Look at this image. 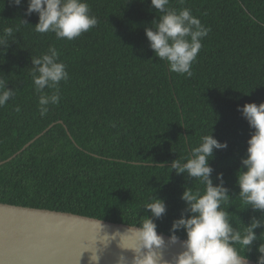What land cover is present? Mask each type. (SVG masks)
Listing matches in <instances>:
<instances>
[{
  "label": "trees",
  "instance_id": "1",
  "mask_svg": "<svg viewBox=\"0 0 264 264\" xmlns=\"http://www.w3.org/2000/svg\"><path fill=\"white\" fill-rule=\"evenodd\" d=\"M87 3L98 24L67 40L37 32L38 14H25L27 0H0V34L13 29L0 78L15 91L0 106V203L140 227L151 215L143 206L155 196L166 203L157 232L170 236L172 222L187 215L184 188L204 187L171 163L212 130L228 145L214 151L210 165L214 184L223 173L233 226L243 230L253 216L261 219L246 208L236 181L254 131L237 108L264 102V0H170L210 29L190 78L170 72L150 48L145 28L160 16L151 0ZM50 46L69 78L59 84V103L41 115L32 59ZM255 231L245 254L236 247L257 263L264 227ZM176 235L187 239L183 230Z\"/></svg>",
  "mask_w": 264,
  "mask_h": 264
},
{
  "label": "clouds",
  "instance_id": "2",
  "mask_svg": "<svg viewBox=\"0 0 264 264\" xmlns=\"http://www.w3.org/2000/svg\"><path fill=\"white\" fill-rule=\"evenodd\" d=\"M12 2L19 6L23 0ZM151 6L160 16L145 28L150 48L159 59L167 62L170 72L186 74L190 78L193 75V62L202 48V39L210 29L189 8L176 10L170 7V0H151ZM33 13L38 14L35 30L39 33L52 32L57 39L73 40L98 24L87 0H27L25 14L31 16ZM12 36L11 27L5 28L0 34V54L6 50L8 38ZM32 64L34 68L31 75L35 92L39 95L40 112L45 115L49 105L59 103V84L67 81L69 74L54 46H50L45 54L32 59ZM45 88L53 91L51 94L45 93ZM14 95L15 91L8 89L5 80L0 78V106L5 105ZM237 110L254 130L247 140V155L241 158V169L237 173L239 197L247 205L246 208L264 214V102L245 103L242 107L238 106ZM16 111H20L19 107ZM227 147V142L218 141L211 130L210 134L200 137L197 146L187 156L171 163L170 168L177 175L186 173L204 186L203 191L185 187L181 195L187 205V215L182 213L172 222L169 240L175 244L178 241L176 232L179 230L186 233L187 239L183 241L184 250L177 254L172 264H247L244 254L258 239L255 230L264 227V215L261 219L253 216L243 230L233 226L231 213L226 210L231 198L229 189L225 187L223 173L216 174L215 180L218 183L214 184V169L210 165L214 151H222ZM143 207L151 215L144 216L140 227L133 229L139 241L138 247L133 248L138 253L133 262L169 264L168 261H162L156 251L165 246L164 238L157 232L155 220L166 213V203L152 196ZM237 245L244 250L243 255ZM141 248L148 251L140 254ZM257 252V264H264V243L257 247ZM91 259L98 264V256H92Z\"/></svg>",
  "mask_w": 264,
  "mask_h": 264
},
{
  "label": "water",
  "instance_id": "3",
  "mask_svg": "<svg viewBox=\"0 0 264 264\" xmlns=\"http://www.w3.org/2000/svg\"><path fill=\"white\" fill-rule=\"evenodd\" d=\"M134 228L139 227L0 203V264H97L91 259L95 255L98 264H134L133 248L139 245ZM158 234L165 246L156 251L172 264L184 250V239L173 244L170 236ZM147 251L141 248L140 254ZM247 264L257 263L247 259Z\"/></svg>",
  "mask_w": 264,
  "mask_h": 264
}]
</instances>
